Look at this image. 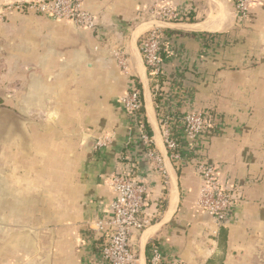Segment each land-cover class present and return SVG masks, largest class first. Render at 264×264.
Returning a JSON list of instances; mask_svg holds the SVG:
<instances>
[{"label": "crops", "instance_id": "crops-1", "mask_svg": "<svg viewBox=\"0 0 264 264\" xmlns=\"http://www.w3.org/2000/svg\"><path fill=\"white\" fill-rule=\"evenodd\" d=\"M36 1L0 0V264H97L104 242L92 222L112 202L108 181L130 144L153 220L134 237L138 264H149L152 248L163 264H264V0L242 23L238 0H160L188 22L163 25L177 57L158 104L141 52L157 0H85L91 31L17 9ZM203 34L228 41L209 48ZM132 80L167 176L132 144L137 131L121 104ZM159 106L160 115L206 110L223 122L201 154L240 195L224 226L198 209L195 170L170 159Z\"/></svg>", "mask_w": 264, "mask_h": 264}, {"label": "built area", "instance_id": "built-area-1", "mask_svg": "<svg viewBox=\"0 0 264 264\" xmlns=\"http://www.w3.org/2000/svg\"><path fill=\"white\" fill-rule=\"evenodd\" d=\"M254 2L255 0L236 2V14L240 23L248 17ZM24 8L55 21L69 22L79 29L91 31L98 27L96 16L86 9L85 0H38L28 6H17L20 10ZM146 12V22L156 25L143 36L141 52L149 76L155 83V96L159 91L158 78L173 82L167 71L172 59L177 57L176 47L165 35L163 25L188 22V12L160 0L153 2ZM115 57L121 70L128 74L126 54L117 51ZM183 68L182 65L179 72L184 73ZM176 80L175 83L179 82ZM132 84L133 89L121 100L123 109L129 115L132 129L137 131L132 144H136L142 151V157L151 172L167 176L163 158L154 148V138L143 112V94L135 80H132ZM158 109L170 159L178 165L191 166L200 179L198 209L218 226H224L229 221L230 212L240 202V195L237 189L220 179V166L201 154L206 138L218 133L223 122L211 111L191 109L170 116L162 113L160 115V106ZM130 146L131 144L126 155L121 157L122 167L108 181V186L114 194L112 202L104 214L92 222L91 229L102 237L104 242L98 254L97 264H138L134 237L153 223L148 214L150 188L144 179L139 177V162L130 154ZM164 261L160 250L152 248L149 264H163ZM175 264L189 263L177 261Z\"/></svg>", "mask_w": 264, "mask_h": 264}, {"label": "trees", "instance_id": "trees-1", "mask_svg": "<svg viewBox=\"0 0 264 264\" xmlns=\"http://www.w3.org/2000/svg\"><path fill=\"white\" fill-rule=\"evenodd\" d=\"M169 33L172 35H175V36L180 35L179 32H175V31H170ZM202 36L205 38V41L207 43L206 47H209V48L214 47L217 44V42H221V41L225 42L227 40V39H224L222 35H218V34L217 35H215V34H203ZM227 38L231 39L230 36H228ZM188 73L191 74L190 71H188ZM193 74L194 73H192V75ZM157 80H158L157 83L159 84V91L157 93H155V99H156V102L158 104L161 102V99L163 97L165 80H164V78H158ZM153 84L155 85V83H153ZM139 89L141 90L140 85H139ZM154 92H155V87H154ZM143 112H144V109H143Z\"/></svg>", "mask_w": 264, "mask_h": 264}]
</instances>
